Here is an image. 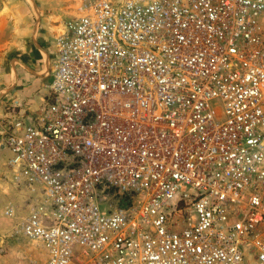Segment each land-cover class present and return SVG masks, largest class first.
I'll return each mask as SVG.
<instances>
[{"label":"built area","instance_id":"2783aa9c","mask_svg":"<svg viewBox=\"0 0 264 264\" xmlns=\"http://www.w3.org/2000/svg\"><path fill=\"white\" fill-rule=\"evenodd\" d=\"M78 9L0 117L30 264H264V0Z\"/></svg>","mask_w":264,"mask_h":264},{"label":"crops","instance_id":"0c3cea01","mask_svg":"<svg viewBox=\"0 0 264 264\" xmlns=\"http://www.w3.org/2000/svg\"><path fill=\"white\" fill-rule=\"evenodd\" d=\"M80 0H0V117L13 98L28 112L45 101L53 37Z\"/></svg>","mask_w":264,"mask_h":264},{"label":"rangeland","instance_id":"374dc122","mask_svg":"<svg viewBox=\"0 0 264 264\" xmlns=\"http://www.w3.org/2000/svg\"><path fill=\"white\" fill-rule=\"evenodd\" d=\"M210 104L219 106L216 100H211ZM7 156V151H0V264H30L42 258V248L39 241L23 236L18 230L19 217L26 209L27 194L5 166ZM8 205L13 206L12 216L3 214Z\"/></svg>","mask_w":264,"mask_h":264}]
</instances>
